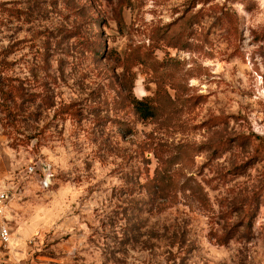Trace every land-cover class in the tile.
I'll return each mask as SVG.
<instances>
[{
	"label": "rangeland",
	"instance_id": "rangeland-1",
	"mask_svg": "<svg viewBox=\"0 0 264 264\" xmlns=\"http://www.w3.org/2000/svg\"><path fill=\"white\" fill-rule=\"evenodd\" d=\"M1 189L0 264H264V0H0Z\"/></svg>",
	"mask_w": 264,
	"mask_h": 264
},
{
	"label": "trees",
	"instance_id": "trees-1",
	"mask_svg": "<svg viewBox=\"0 0 264 264\" xmlns=\"http://www.w3.org/2000/svg\"><path fill=\"white\" fill-rule=\"evenodd\" d=\"M131 103L135 109V111L139 114H141L143 117H151L154 115V112L152 110V106L149 105L145 99H137L135 97H132L131 98ZM156 175H157V172L155 174V178H156ZM186 180H189V181H192L194 179H191L190 177L187 178ZM156 182H157V186L158 187V190L161 191L162 188H163V184L166 186L168 185L167 182L164 181L163 177H162V182H161V179H157L156 178ZM194 183V185H189L188 187V190H190L191 193H193L194 195L196 196H201L202 194V189L200 187V185L194 180L192 181ZM157 195V194H156ZM160 196V195H158ZM160 197H166V196H160ZM203 197H204V193H203ZM198 199H202V198H199L197 197ZM204 199V198H203Z\"/></svg>",
	"mask_w": 264,
	"mask_h": 264
},
{
	"label": "built area",
	"instance_id": "built-area-1",
	"mask_svg": "<svg viewBox=\"0 0 264 264\" xmlns=\"http://www.w3.org/2000/svg\"><path fill=\"white\" fill-rule=\"evenodd\" d=\"M45 184V181H44ZM10 193L7 189L0 190V243L6 245L10 239V229L7 223L6 210Z\"/></svg>",
	"mask_w": 264,
	"mask_h": 264
},
{
	"label": "crops",
	"instance_id": "crops-1",
	"mask_svg": "<svg viewBox=\"0 0 264 264\" xmlns=\"http://www.w3.org/2000/svg\"><path fill=\"white\" fill-rule=\"evenodd\" d=\"M11 199H12V195L10 194L9 199H8V202H7V208H10V201H11Z\"/></svg>",
	"mask_w": 264,
	"mask_h": 264
},
{
	"label": "water",
	"instance_id": "water-1",
	"mask_svg": "<svg viewBox=\"0 0 264 264\" xmlns=\"http://www.w3.org/2000/svg\"><path fill=\"white\" fill-rule=\"evenodd\" d=\"M49 177H50V176L48 175V177L45 179V183H47V182H48V179H49Z\"/></svg>",
	"mask_w": 264,
	"mask_h": 264
}]
</instances>
